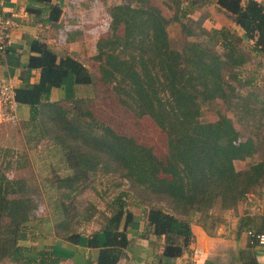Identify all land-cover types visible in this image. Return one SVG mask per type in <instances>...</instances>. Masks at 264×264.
I'll return each instance as SVG.
<instances>
[{
  "label": "trees",
  "instance_id": "obj_1",
  "mask_svg": "<svg viewBox=\"0 0 264 264\" xmlns=\"http://www.w3.org/2000/svg\"><path fill=\"white\" fill-rule=\"evenodd\" d=\"M35 1L49 3L51 19L58 18L57 3ZM137 1L121 0L104 8L107 24L92 57L98 63L99 80L110 86L120 105L138 118L151 115L164 132L167 151L162 157L96 117L89 97L73 95L50 101V89L61 87L66 77L71 75L73 84L94 85L95 75L79 60L59 56L44 42L32 40L26 64V68L39 70L38 81L16 88L15 98L30 106V117L19 120L28 129V141L47 137L65 163L66 173L58 175L54 184L53 179L42 182L44 187L51 184L52 197L69 195L68 190L86 181L90 172L126 179L143 195L138 203L144 209V230L164 237L159 264H166L188 250L194 238L191 224L197 216L213 206L235 207L251 190L264 185L263 160L236 170L234 161L252 157L258 144L251 136L242 137L232 118L218 107L221 100L244 113L239 102L232 100L239 95L224 73L244 64L245 54L239 46L243 39L252 40V49L264 55V2L167 0L172 13L164 18L149 0ZM197 1L215 3L243 30V36L225 27L208 31L198 25L207 43L189 39L195 32L188 15ZM173 24L183 31L178 41L168 31ZM204 109L213 116L205 118ZM16 182L0 174V264H57L61 258L46 246L39 248L34 241L40 232L27 226L35 208L29 182L25 178ZM114 207L104 225L85 236L86 246L97 250L96 264L118 263L131 242L126 225L132 212L120 199ZM91 215L88 209L78 212L56 195L49 213L54 237L79 244L84 235L76 225L88 222ZM28 240L29 245L21 246Z\"/></svg>",
  "mask_w": 264,
  "mask_h": 264
},
{
  "label": "rangeland",
  "instance_id": "obj_2",
  "mask_svg": "<svg viewBox=\"0 0 264 264\" xmlns=\"http://www.w3.org/2000/svg\"><path fill=\"white\" fill-rule=\"evenodd\" d=\"M165 1L167 0H149L150 4L159 10L162 17L168 18L172 13V3L168 1L167 5ZM258 1L264 2V0ZM132 3L136 4L138 1L132 0ZM111 5L112 3L108 6ZM196 5L198 6L190 9L188 15L194 21L192 29L195 32V35L190 36L189 39L201 41L203 44L207 43V36L198 33V25L208 31L225 27L238 36H243V30L234 23L228 13L215 3L200 4L197 1ZM168 31L174 40L178 41L183 38V31L177 24L169 26ZM252 44L253 41L249 39L239 42L245 54V62L224 73L226 80L235 86V93L239 95L233 97L232 100L239 102V109L244 113L239 114L233 106L227 107L226 103L218 101V107L232 118L241 136H251L258 144V150L252 157L234 161V166L238 171L245 170L253 162L264 161L262 142L264 140V55L256 53L252 49ZM215 48L221 50L219 44H215ZM85 63L96 78L92 86V96L89 97L95 116L105 121L117 133L133 137L137 142L152 147L153 152L162 157L167 151L166 137L151 115L146 114L138 118L129 109L120 105L110 86L99 81L98 63L93 60V57H86ZM155 79L157 80V76ZM247 106H250L252 110L247 111ZM203 113L205 118L213 116V112L209 109H204ZM27 132L28 129L22 128L16 120H7L0 126V174L4 178L17 181L16 183L24 178L28 180L35 208L27 226L36 230L35 232H40L41 237L44 235L45 220L50 221L49 213L56 195L64 200L65 204L74 205L78 212L87 211V209L92 212L88 222L76 225V228L84 234V239L86 234L104 225L118 199L122 200L125 208L130 210L142 206L138 202L142 200L143 195L132 188L126 179L103 172H90L86 181H80L75 184L74 188L68 190L69 195L59 193L52 197V190L49 189L51 184L47 182L44 187L42 182L53 179L54 184L58 175L63 176L66 173L65 163L54 153L52 142L47 137L32 138L28 141ZM251 194H264V185L251 190L239 203H251L253 206L255 201ZM212 208L215 212L213 214L222 210L218 206ZM199 218H203V215ZM37 240L33 241L37 242ZM20 244L24 247L29 245L30 241Z\"/></svg>",
  "mask_w": 264,
  "mask_h": 264
},
{
  "label": "crops",
  "instance_id": "obj_3",
  "mask_svg": "<svg viewBox=\"0 0 264 264\" xmlns=\"http://www.w3.org/2000/svg\"><path fill=\"white\" fill-rule=\"evenodd\" d=\"M120 1L52 0V4L57 3L60 7L58 18L52 20L49 3L1 0L0 12L16 17L19 26L11 31L6 51H0V76L12 78L16 88L31 86L38 81L39 70L26 68L32 54V40L44 42L59 56H72L88 68L85 58L96 53V40L107 24L103 10L105 6ZM92 86L73 84L70 75L64 79L61 87L50 89L49 100L73 95L91 97ZM13 113L12 120L28 119L30 106L17 102ZM6 121L0 106V126ZM251 196L255 201L253 206L242 202L217 214H213L214 209L210 208L203 218L197 216L191 224L194 238L188 250L181 256L169 259L166 264H264V245L251 243L247 235L248 230L264 232V194ZM130 211L132 219L126 225V232L131 242L116 264L161 263L164 237L153 236L150 231L144 230L146 222L142 206ZM99 238L102 239L103 235L99 234ZM36 244L39 248L46 246L55 256H59L61 259L57 264H96L97 250L87 247L83 237L79 244L56 239L49 222H46L44 235H40Z\"/></svg>",
  "mask_w": 264,
  "mask_h": 264
},
{
  "label": "built area",
  "instance_id": "obj_4",
  "mask_svg": "<svg viewBox=\"0 0 264 264\" xmlns=\"http://www.w3.org/2000/svg\"><path fill=\"white\" fill-rule=\"evenodd\" d=\"M1 4V0H0ZM11 12V11H9ZM19 26V20L13 15H4L0 12V51L5 52L10 43L11 31ZM16 87L13 79L0 76V106L2 115L6 120L14 119V110L17 104ZM247 235L250 242L258 245H264V232L248 230Z\"/></svg>",
  "mask_w": 264,
  "mask_h": 264
}]
</instances>
